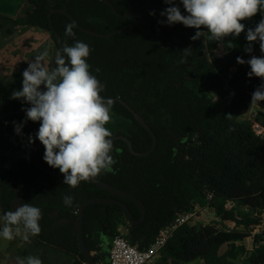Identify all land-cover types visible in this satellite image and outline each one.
Segmentation results:
<instances>
[{
  "label": "trees",
  "instance_id": "trees-1",
  "mask_svg": "<svg viewBox=\"0 0 264 264\" xmlns=\"http://www.w3.org/2000/svg\"><path fill=\"white\" fill-rule=\"evenodd\" d=\"M107 1L118 15L135 16L141 21L118 19L102 0H25L26 9L20 15L24 28L50 36L55 51L58 48L53 31L62 47L76 41L88 44L90 72L105 86L101 95L129 107L157 140L154 153L147 158H136L124 143H114L113 170L93 178L132 196L146 211L145 222L132 228L115 206L87 208L83 218L84 243L94 263L107 264L115 238H124L138 251H144L178 215L198 209L199 215L203 210L210 211L213 223L193 227L191 222L180 228L154 264H264V137L255 135L243 118L251 108L249 115H255L256 123L264 129V101L251 104L253 92L264 81L255 76L249 78L250 66L240 65L236 59L247 61L251 56H264L258 41L253 43L251 54L244 51L248 46L247 30L254 29L264 13L243 21L245 32L237 38H225V45H233L224 49L225 59L211 62L217 43L209 41L203 45V38L191 40L196 29L182 24L159 23L166 20L160 13L171 6L164 0ZM175 3L187 15L180 0ZM49 6L56 12L66 11L87 32L102 37L117 31L131 34L96 39L74 27L75 35L69 37L66 26L71 23L61 15L52 17L53 31L50 28ZM0 18V26L7 25L4 17ZM185 49L192 53L185 57ZM208 52L211 54L207 57ZM232 67L235 73L225 76ZM231 93L233 99L224 105ZM111 116L120 123L109 129L113 133L111 139H127L138 155L152 149L151 138L124 107L111 105ZM119 127L121 130H116ZM171 132L176 133V142ZM44 153V148L36 152L39 165L61 174L44 161ZM63 181L38 171L29 157L0 156V212L3 216L17 203L38 207L42 214L41 232L29 239L35 246L69 258L71 264H85L75 226L56 230L59 248L52 227L59 221H77L80 208L91 199L124 203L131 219L140 220L133 205L89 184L72 188ZM66 195L74 198L71 207L64 204ZM227 204L233 205L231 211L225 210ZM19 253L27 257L25 252Z\"/></svg>",
  "mask_w": 264,
  "mask_h": 264
},
{
  "label": "clouds",
  "instance_id": "clouds-1",
  "mask_svg": "<svg viewBox=\"0 0 264 264\" xmlns=\"http://www.w3.org/2000/svg\"><path fill=\"white\" fill-rule=\"evenodd\" d=\"M164 3L171 6L160 13L166 20L159 23L196 29L191 40L203 38V45L211 41L222 49L233 47L231 42L225 45L226 37L237 38L245 32L243 21L258 12L264 13V0H180L187 15L182 14L175 0H164ZM74 27L73 24L66 26L67 36L74 37ZM246 40V53H252V45L257 41L264 53V18L254 29L247 30ZM90 52L88 44L76 41L55 53L54 67L50 66L48 51L41 52L24 70L22 90L14 91L11 97L30 105L22 110L27 120L39 122L40 127L35 138L29 136V143L39 140L45 149L44 161L49 167L59 169L65 177L63 183L72 188L102 172H111L116 164L111 155L113 133L106 127L111 121L112 101L101 95L105 86L90 72L87 62ZM183 53L186 57L192 52L185 49ZM236 59L238 64L250 66L249 78L255 76L264 81V56H251L247 61L241 57ZM258 101H264V83L252 94L251 104ZM13 124L16 134L21 135L23 123ZM73 199L64 196V204L71 207ZM41 218L38 207L31 203L19 204L15 211H7L0 217V239L10 241L22 237L29 241L30 236L40 234ZM15 264H42V261L35 256L17 257Z\"/></svg>",
  "mask_w": 264,
  "mask_h": 264
},
{
  "label": "rangeland",
  "instance_id": "rangeland-1",
  "mask_svg": "<svg viewBox=\"0 0 264 264\" xmlns=\"http://www.w3.org/2000/svg\"><path fill=\"white\" fill-rule=\"evenodd\" d=\"M23 6V8H22ZM24 4L18 2L16 7L1 8L0 17H4V24L0 28V156H10L14 158L29 157L30 148L20 139L24 133L22 128V134L17 135L14 131L13 122L20 124L25 121L28 127L32 130L26 134L34 136L35 132L40 127L39 122L27 121L26 112L22 109L30 107L29 104L22 102L21 100L12 99V93L17 90H22L23 72L28 68V64L34 61V58L41 52L47 50L49 53L48 60L52 62L55 53L53 43L50 36L37 30H28L23 27V21L19 18V14L23 15L25 10ZM0 18V21H2ZM11 21L15 22L11 23ZM8 24L12 27L8 29ZM17 26L19 28H17ZM7 32V36L5 33ZM9 37V38H8ZM211 52L207 53V57ZM3 59V60H1ZM43 86H42V89ZM252 109H248L243 114V118L248 119L249 114H252ZM39 124V125H38ZM32 125V127H31ZM108 125L120 126V123L113 119V123ZM116 130H121L116 128ZM0 217L2 214L0 212ZM213 214L208 210H203L200 213L198 219L194 220L191 226H205L213 223ZM30 239V237H29ZM12 245V250L16 251V257L25 258L19 251L25 252L28 256H35L41 259L42 264H71V260L66 257L59 256L53 251L42 250L36 253V250L28 249L27 242L22 237H16L13 240L0 239V264H15V261L10 257V253L7 254L6 250ZM25 245V247L23 246ZM225 249H222L224 252ZM221 252V253H222ZM201 262H194L192 264H200Z\"/></svg>",
  "mask_w": 264,
  "mask_h": 264
},
{
  "label": "water",
  "instance_id": "water-1",
  "mask_svg": "<svg viewBox=\"0 0 264 264\" xmlns=\"http://www.w3.org/2000/svg\"><path fill=\"white\" fill-rule=\"evenodd\" d=\"M102 1L107 6L110 7L112 13L118 19L133 20V21L139 20V21H141V19H139L138 17H135V16H130V15L120 16V15H118L116 13L115 9L113 8V6H111L107 0H102ZM49 9H50V12H49V15H48V22H49V26L52 29V31H53L52 17L54 15H61V16L65 17L77 29H79V31L81 33H83L85 35H88L90 37L96 38V39H110L111 37L119 35V34H127V35L131 34L130 32H127V31H117V32L113 33L110 36L102 37V36L96 35L94 33L87 32V31L79 28L77 26V24L75 23V21L67 14L66 11H59V12L53 11L52 6H50ZM149 32H150V29H148V33ZM53 34H54L55 39L57 41L58 51H62L63 47H62L61 40H60L59 36L54 31H53ZM52 64H53V67H54L55 66L54 65V59H53V61L51 63V66H52ZM114 103L121 105L129 113H131V115L134 117V120L149 135V137L152 140V144L153 145H152V149L147 154L138 155V154H134L133 153L131 144H130V142L127 139H122V138L115 139V140H113V143L116 142V141L123 142L127 146L129 153L131 155H133L134 157H136V158H147V157H149L152 153H154V151L156 149V146H157V140L154 137L153 133L151 132L149 127L146 125V123L143 121V119H141L138 115H136L133 111H131V109L129 107H127L125 104H123L119 100L112 101V104H114ZM170 135L171 136H175L176 133L171 132ZM174 141L176 142V140H174ZM40 148H44V147H43V145L41 143H37L30 150V159L33 161V163H34L35 167L37 168V170L42 172L45 175L64 179L65 177H64L63 174L46 171L38 164V162L36 161L35 153ZM81 183L89 184L91 186H94L99 191L106 192V193L110 194L111 196L115 197L118 200H121V201H123L125 203H129V204L133 205L140 213V220L138 222H134L131 219V216H130V213L128 211V208H127V206L124 203H121V202H118V201H111V200L91 199L89 201H86L82 205V207L80 208L79 216H78L77 221H74V220L60 221V222H58V223L53 225V227H52L53 228V234L55 236V241H56L57 246H59V242H58V239H57L56 230L59 229V228L67 227V226H70V225H74L75 228H76V240H77L78 249H79V251H80V253L82 255V258H83L85 264H95L93 259H92V257H91V255L89 254V252H88V250H87V248L85 246V243H84L83 218H84V212L86 211V209L91 207V206H96V205L115 206V207H117V208H119L121 210L123 216L125 217L126 224L129 227H137V226H140L141 224H143L145 222L146 211H145L144 206L138 200L134 199L132 196L128 195L125 192H122V191L116 190L114 188H111L110 186L105 185V184H103V183H101V182H99V181H97L95 179H90L89 181H86V182L82 181ZM19 204L20 203H17L16 206H18ZM54 217H55V215L51 216L52 219ZM149 230H150V227L147 228V231H149ZM144 234L145 233H143V235Z\"/></svg>",
  "mask_w": 264,
  "mask_h": 264
},
{
  "label": "built area",
  "instance_id": "built-area-1",
  "mask_svg": "<svg viewBox=\"0 0 264 264\" xmlns=\"http://www.w3.org/2000/svg\"><path fill=\"white\" fill-rule=\"evenodd\" d=\"M225 59V51L220 48V46H216L215 50L211 54L210 61H223ZM235 68L232 67L229 69L225 76H232L235 73ZM234 95L231 93L225 100L224 105H228L229 102L233 99ZM247 121L251 125L252 131L255 135L264 137V129L256 123L255 115H250ZM208 201H211V197L206 196ZM226 211H231L233 205L227 204L225 205ZM199 211L195 209L190 213H185L178 215L173 223L160 231L158 238L156 241L149 245L146 250L138 251L135 247H133L128 240L124 238H115L112 241L111 249L108 255L107 264H154L159 257L162 249L165 247L169 239L173 236L175 232H177L183 226L193 222L198 219ZM255 235H257L255 233Z\"/></svg>",
  "mask_w": 264,
  "mask_h": 264
},
{
  "label": "flooded vegetation",
  "instance_id": "flooded-vegetation-1",
  "mask_svg": "<svg viewBox=\"0 0 264 264\" xmlns=\"http://www.w3.org/2000/svg\"><path fill=\"white\" fill-rule=\"evenodd\" d=\"M24 7H26V5H25V1H24ZM50 7V6H49ZM22 8H23V6H22ZM26 9V8H25ZM24 11L25 10H23V13H24ZM20 15H22V14H19V18H20ZM12 26L10 25V24H8V28H11ZM17 28H19L18 26H17ZM57 48H58V46H57ZM57 51H58V49H57ZM52 63V62H51ZM112 101H114V100H112ZM115 104V103H114ZM113 105V104H112ZM131 114V113H130ZM134 118V117H133ZM27 121H29V120H27ZM111 123H113V119H112V116H111V121H110ZM136 122V121H135ZM137 123V122H136ZM138 124V123H137ZM39 125V124H38ZM139 125V124H138ZM31 127H32V125H31ZM106 127L108 128V129H114L115 128V126L113 127L112 125H106ZM24 129H23V131H24V133L22 134V136L20 137V139L21 140H23L24 142H25V144L30 148V150H31V148L35 145V144H37V143H40L39 142V140L38 139H35V142L34 143H29V136H31L30 134H26L27 132H30L31 130H32V128L30 129L29 127H28V125L25 123V126L23 127ZM38 131H36L35 132V134H34V136H32L33 138H35V135H36V133H37ZM171 137H173V139L174 140H176L175 139V137H176V135L175 136H171ZM120 138H122V139H125V138H123V137H115V138H112V140H115V139H120ZM177 141V140H176ZM116 142H121V141H116ZM116 142H114V143H116ZM113 143V144H114ZM121 143H123V142H121ZM40 149H42V148H40ZM39 149V150H40ZM38 151V150H37ZM36 151V152H37ZM35 157H36V153H35ZM29 158H30V154H29ZM31 160V159H30ZM32 161V160H31ZM37 161V160H36ZM33 162V161H32ZM34 164V163H33ZM39 164V163H38ZM35 166V165H34ZM37 169V168H36ZM45 170V169H44ZM47 171V170H46ZM42 173V172H41ZM21 204V203H20ZM17 206H16V204H14V205H12V211H14L15 210V208H16ZM56 214H55V217L54 218H56ZM53 218V219H54ZM60 222V221H59ZM58 223V222H57ZM56 224V223H55ZM132 228H135V227H132ZM75 231H76V228H75ZM27 245H28V249L30 248V246H31V248L30 249H32V251H33V249H35L36 250V253H39V252H41L42 250H43V248H41L40 246H35L33 243H31L30 241H27ZM24 247H25V245H23ZM57 246V245H56ZM57 248H59V246H57ZM42 249V250H41ZM6 253L7 254H9L10 253V257L9 258H12V260L13 261H15V257H16V251H14V250H12V245H10L9 246V248L6 250Z\"/></svg>",
  "mask_w": 264,
  "mask_h": 264
},
{
  "label": "crops",
  "instance_id": "crops-1",
  "mask_svg": "<svg viewBox=\"0 0 264 264\" xmlns=\"http://www.w3.org/2000/svg\"><path fill=\"white\" fill-rule=\"evenodd\" d=\"M24 1L25 0H0V7L1 8H7V9L10 7L15 8L18 2L22 3V5H23ZM200 264H202V263H200Z\"/></svg>",
  "mask_w": 264,
  "mask_h": 264
}]
</instances>
